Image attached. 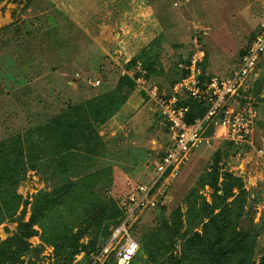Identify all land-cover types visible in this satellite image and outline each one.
Instances as JSON below:
<instances>
[{"label":"rangeland","instance_id":"rangeland-1","mask_svg":"<svg viewBox=\"0 0 264 264\" xmlns=\"http://www.w3.org/2000/svg\"><path fill=\"white\" fill-rule=\"evenodd\" d=\"M262 25L264 0H0V143L23 138L29 165L18 193L31 203L35 195L71 182L92 193L95 202L108 203L109 210L113 204L120 209L135 186L154 178L146 163L158 161L170 142L168 127L138 83L142 71L150 85L170 92L196 38L205 53L207 77L228 76ZM143 50L154 64L148 77L141 62L132 64ZM126 77L136 85L123 116L100 126L94 148L63 147L56 119L70 107L121 87ZM246 89L259 111L253 145L232 147L216 140L196 148L164 207L141 218L137 239L172 223L177 210L186 221L191 194L199 196L198 203L201 197L211 203L214 192L204 180L219 159L221 173L243 180L246 213L238 226L255 227V261L264 264V57ZM22 209L0 226V242L18 233ZM30 214L29 205L25 221ZM110 226L101 219L91 223L88 215L72 222L74 233L87 229L84 244ZM30 243L37 251L24 258L26 263L58 264L54 248L40 235ZM181 247L179 240L174 253L180 254ZM86 263L81 254L73 264ZM133 264H150L144 246Z\"/></svg>","mask_w":264,"mask_h":264},{"label":"trees","instance_id":"trees-1","mask_svg":"<svg viewBox=\"0 0 264 264\" xmlns=\"http://www.w3.org/2000/svg\"><path fill=\"white\" fill-rule=\"evenodd\" d=\"M147 50H143L132 64L141 62L148 77L154 72V64ZM181 62L185 63L187 60ZM178 70L179 78L171 88L185 75L179 65ZM202 70L203 79L211 77H207L204 68ZM128 78L123 79L121 87L63 112L56 119L55 131L59 143L67 149L81 144L94 148L91 146H95L94 142L99 139L100 126L108 124L115 116H123L120 112L127 105L130 91L136 85ZM186 104L191 108L189 122L207 111L206 106L192 99H188ZM211 132L212 130L209 133ZM23 142L20 136H12L0 143V226L15 218L20 208H23L19 217L18 233L0 242V264H36L32 259L26 263L24 258L33 251L30 239L38 235L44 244L54 248L58 264H73L81 254L87 259L86 264H92L93 256L102 250L112 237L113 228L122 222L123 212L115 204L109 210L108 203L95 202L92 193L71 182L52 192L44 191L35 195L31 203L24 201L18 193V187L29 171ZM219 164L218 159L204 180V184L214 192L211 203L203 197L198 203L199 196L191 194L188 198L186 221L183 220L180 210H177L172 216V223H162L161 230L153 231L143 241L137 239L140 242V251L144 246L150 264H256L258 233L252 225L249 228L238 226L246 213L247 192L243 180L231 173H221ZM235 190L238 192L235 193ZM29 205L31 214L29 220L25 221ZM162 207L164 206L159 208ZM84 215L89 216L91 223L101 219L111 226L105 235L84 244L82 240L87 229H80L77 233L72 229V222H77ZM35 227H39L41 232ZM136 228L137 226L133 230L134 235L137 233ZM179 240L182 241L181 252L175 254ZM35 251L37 249L33 252ZM161 258L163 262H160ZM105 264H116L114 256Z\"/></svg>","mask_w":264,"mask_h":264},{"label":"built area","instance_id":"built-area-1","mask_svg":"<svg viewBox=\"0 0 264 264\" xmlns=\"http://www.w3.org/2000/svg\"><path fill=\"white\" fill-rule=\"evenodd\" d=\"M192 47L187 62L179 64L185 75L170 92L150 85L144 77L145 71L138 79L168 127L170 142L152 167L154 178L139 183L127 195L120 206L122 222L113 228L112 237L93 256L92 264H105L112 255L116 264L133 262L140 251V242L133 232L135 226L148 211L165 205L169 192L196 148L216 140L235 147L253 145L259 111L256 101L245 93L250 78L258 75L264 57V25L246 49L236 70L225 77L214 75L203 79L205 53L196 38ZM138 70L141 73V68ZM188 99L207 107L206 113L193 122H189L191 108L186 104Z\"/></svg>","mask_w":264,"mask_h":264},{"label":"crops","instance_id":"crops-1","mask_svg":"<svg viewBox=\"0 0 264 264\" xmlns=\"http://www.w3.org/2000/svg\"><path fill=\"white\" fill-rule=\"evenodd\" d=\"M155 162H157V161H155ZM155 162H148V163H146V168L147 169H150L151 167H153V165L155 164ZM153 169V168H152Z\"/></svg>","mask_w":264,"mask_h":264}]
</instances>
